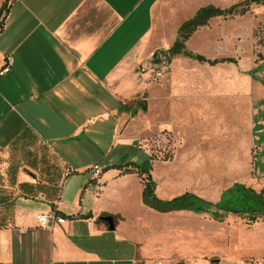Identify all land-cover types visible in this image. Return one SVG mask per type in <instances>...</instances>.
<instances>
[{
  "label": "crops",
  "instance_id": "1",
  "mask_svg": "<svg viewBox=\"0 0 264 264\" xmlns=\"http://www.w3.org/2000/svg\"><path fill=\"white\" fill-rule=\"evenodd\" d=\"M175 2L8 1L0 30V67L4 56L12 59L10 71L0 77V264H167L166 259H173L167 253L170 247L162 246L156 236H147L150 226L145 217L205 214L160 213L144 205L140 177L112 168L118 164L106 161L100 149L110 130L115 139L121 137L122 146L129 144L118 133L146 116L153 99L160 113L170 118L156 123L176 129L193 153L200 141L224 146L222 152L226 141H233L238 157L250 145L254 149L252 177L247 184L231 186L240 184L264 193V139L259 136L264 133V81L256 74L259 64L233 71L231 86L218 94L204 87L197 95L187 78L186 93L146 96L145 63L171 47L179 26L199 8L213 5L196 9L200 0H188L182 7H174ZM173 17L183 21L166 27L165 21ZM180 59L208 67L238 65L235 58L236 63L210 66L184 56L174 57L169 64ZM184 96L186 103H179ZM220 102L231 104L238 115L231 127L216 111L214 104ZM132 146L136 147V141ZM121 161L131 163L124 156ZM95 165L100 170L97 177L92 171ZM150 175L159 200L191 193H173L164 188L162 178H154L152 171ZM130 176L141 186V209L135 218L123 207L124 182ZM229 187L215 202L191 194L215 204ZM50 212L63 217L64 223L40 227L36 217ZM258 229H264V224H256L247 233ZM258 257L246 256L229 264H252L263 260L264 254ZM224 260L207 264H226Z\"/></svg>",
  "mask_w": 264,
  "mask_h": 264
},
{
  "label": "rangeland",
  "instance_id": "2",
  "mask_svg": "<svg viewBox=\"0 0 264 264\" xmlns=\"http://www.w3.org/2000/svg\"><path fill=\"white\" fill-rule=\"evenodd\" d=\"M187 1L176 0L172 4L174 7H182ZM200 1L196 9L207 4L227 8L242 0ZM182 21L183 18L176 20L173 17L165 21V26L173 27ZM187 48L208 59L235 58L238 61L237 68L200 66L184 59L172 61L169 65L164 62L153 64L148 60L142 68L147 74L146 96L158 92L168 97L177 91L183 94L193 85L196 86L197 95L202 93L204 87L210 94H218L221 90L224 91L226 85L231 86L229 77L233 71L249 68L256 63L259 64L256 66V74L264 81V5L251 6L243 16L210 20L206 26L193 34L187 42ZM187 78L191 83L189 87L186 84ZM259 92V97H263V92ZM186 100L184 96L178 102L185 104ZM154 102L155 99L149 101L152 105L146 116L136 119L122 134L118 133L117 136H122L129 144L122 146L121 137L115 139L116 134L112 135L110 130V138L103 139L105 146L100 148L101 156L107 155L106 161L110 159V163L120 164L121 157L124 156L126 162H133L140 167L149 164L152 176L157 180L162 178L165 189L172 190L173 193L191 192L212 202L217 201L220 192L233 183L249 182L252 177L250 157L254 152L250 145L243 147L238 157L237 144L233 141H226L225 152H222L224 146L200 141L197 152L193 153L188 144L182 142L176 129L156 123L160 120L169 121L170 118L165 116L166 112L160 113L159 103ZM159 102L163 104L162 101ZM220 103L214 104L216 111L220 113L221 120L231 127L238 115L231 104ZM161 107L163 108V105ZM182 119H186V116ZM186 134L192 140L189 133ZM261 135L260 139H264V133ZM132 141H136V147L132 146ZM189 143L191 144V141ZM140 188L138 179L133 176L124 182L126 196L123 207L126 214L134 218L141 209ZM145 218L150 226L145 232L147 236H156L162 246L170 247L167 248V253H170V258L173 259H162L167 264H207L223 257L226 259L224 263L229 264L246 256L260 258L258 256L264 254V229H258L252 234L247 233L256 224H264V217L258 218L255 223H250L245 217L228 215L222 221H217L209 215H194L189 212L154 214ZM257 239H262L260 244H254Z\"/></svg>",
  "mask_w": 264,
  "mask_h": 264
},
{
  "label": "trees",
  "instance_id": "3",
  "mask_svg": "<svg viewBox=\"0 0 264 264\" xmlns=\"http://www.w3.org/2000/svg\"><path fill=\"white\" fill-rule=\"evenodd\" d=\"M8 1L9 0H5L0 8V30L3 26ZM262 5H264V0H244L225 9L213 5L199 8L190 19L184 21L179 26L176 39L171 47L165 51H158L153 55L152 63L160 64L164 62L165 64H169L176 56H184L198 63H205L210 66L226 62L236 63L232 58L206 59L202 55L189 51L186 48V42L199 28L206 26L212 19H227L244 15L249 11L251 6ZM1 17H3V19ZM112 168L127 173H136L143 183V204L160 213L191 211L209 215L211 219L217 221H222L227 214H232L245 217L250 223H254L258 218L264 217V193H257L240 184H235L223 191L219 202L215 204L191 193H185L169 201H162L159 200L154 193L155 183L150 175L151 167L149 164L140 167L131 162L123 165H114Z\"/></svg>",
  "mask_w": 264,
  "mask_h": 264
},
{
  "label": "built area",
  "instance_id": "4",
  "mask_svg": "<svg viewBox=\"0 0 264 264\" xmlns=\"http://www.w3.org/2000/svg\"><path fill=\"white\" fill-rule=\"evenodd\" d=\"M12 66V59L9 56H4V63L0 67V77L7 74ZM160 136V135H159ZM92 171L94 176H99L100 170L97 165L92 167ZM37 222L40 227L42 228H51L54 224H61L64 223L65 219L63 217L58 216L54 212H50L47 214H40L36 217ZM214 264H220V263H214ZM252 264H264V259L261 261L253 262Z\"/></svg>",
  "mask_w": 264,
  "mask_h": 264
}]
</instances>
